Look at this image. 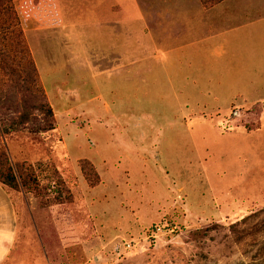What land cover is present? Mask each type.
<instances>
[{
    "label": "rangeland",
    "instance_id": "1",
    "mask_svg": "<svg viewBox=\"0 0 264 264\" xmlns=\"http://www.w3.org/2000/svg\"><path fill=\"white\" fill-rule=\"evenodd\" d=\"M113 1L124 23L81 10L60 36L13 0L55 119L0 133L35 179L10 190L13 258L264 264V0Z\"/></svg>",
    "mask_w": 264,
    "mask_h": 264
},
{
    "label": "trees",
    "instance_id": "2",
    "mask_svg": "<svg viewBox=\"0 0 264 264\" xmlns=\"http://www.w3.org/2000/svg\"><path fill=\"white\" fill-rule=\"evenodd\" d=\"M199 1L204 9H209L224 0ZM54 16L59 17L57 9H54ZM25 128L31 134H45L55 129V119L13 0H0V133L9 135ZM82 170L85 175L86 171L95 172L88 162H83ZM53 176L57 185L63 184L56 173ZM34 182L35 179L22 169L13 170L0 147V185L7 190H31Z\"/></svg>",
    "mask_w": 264,
    "mask_h": 264
},
{
    "label": "crops",
    "instance_id": "3",
    "mask_svg": "<svg viewBox=\"0 0 264 264\" xmlns=\"http://www.w3.org/2000/svg\"><path fill=\"white\" fill-rule=\"evenodd\" d=\"M18 1L22 2L23 4V0H18ZM25 1L30 2V0H25ZM39 1H40L39 4L40 7L39 5L38 6L36 5L35 8L42 9V11H45V14L40 18L41 19L40 23L42 25L51 24L50 26L52 27L57 25V27L55 28L59 27L58 28L59 30L56 32H58L60 36L61 34H63L61 27L68 26L69 28L72 26L74 30L73 27L74 25L72 24L73 21L72 15L75 14L76 12L78 13L81 12V10L83 11L86 17L95 14L98 15V13L100 14L101 12L104 14L107 13L114 14L112 11H120L118 13H115L116 15L115 17L117 20L116 23L118 22L124 23V21H126V19L124 18L125 15L122 16L123 8H121V5L118 4L117 1L115 2L113 0H39ZM86 1H88L87 7H86ZM225 1L226 0L213 6L212 8L205 10L213 9L223 4ZM26 2L23 5L24 8L27 4ZM15 6H17L16 3ZM54 9H57L59 17L54 16ZM29 20L36 22V20L31 17ZM104 23L108 24L109 21L108 22L104 21ZM53 32L51 31V33L55 35ZM17 237H18L17 217H16L15 204L12 198V193L10 190H7L0 185V264H18L20 262V259L13 258V250L16 245Z\"/></svg>",
    "mask_w": 264,
    "mask_h": 264
}]
</instances>
